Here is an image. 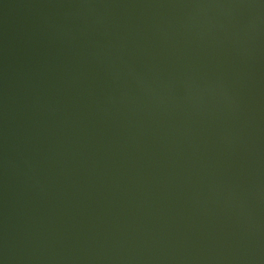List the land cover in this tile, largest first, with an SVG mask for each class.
I'll return each mask as SVG.
<instances>
[{"label":"water","instance_id":"1","mask_svg":"<svg viewBox=\"0 0 264 264\" xmlns=\"http://www.w3.org/2000/svg\"><path fill=\"white\" fill-rule=\"evenodd\" d=\"M0 264H264V0H0Z\"/></svg>","mask_w":264,"mask_h":264}]
</instances>
